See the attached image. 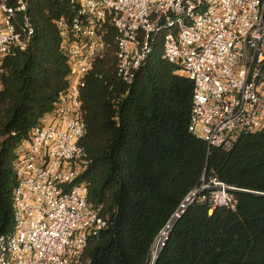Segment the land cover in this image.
Here are the masks:
<instances>
[{"label": "trees", "instance_id": "1", "mask_svg": "<svg viewBox=\"0 0 264 264\" xmlns=\"http://www.w3.org/2000/svg\"><path fill=\"white\" fill-rule=\"evenodd\" d=\"M77 0H32L35 35L4 63L0 89V236L14 223L18 148L51 113L68 85V56L57 20ZM112 35L115 33L110 26ZM162 58L157 44L131 84L108 51L83 90L89 165L81 179L108 227L92 237L81 264H149L153 244L204 176L239 190L235 208L189 205L155 264H264V130L226 151L189 129L194 83ZM259 192V193H256Z\"/></svg>", "mask_w": 264, "mask_h": 264}, {"label": "built area", "instance_id": "2", "mask_svg": "<svg viewBox=\"0 0 264 264\" xmlns=\"http://www.w3.org/2000/svg\"><path fill=\"white\" fill-rule=\"evenodd\" d=\"M31 3L0 0V89L5 60L33 42ZM56 23L68 85L52 121L46 115L18 148L14 223L0 236V264H81L89 240L108 227L103 206L89 204L81 176L90 160L80 144L83 90L108 51L131 84L161 44L162 58L194 83L189 129L209 152L264 130V0H77L75 12ZM237 190L214 172L181 205L235 208Z\"/></svg>", "mask_w": 264, "mask_h": 264}, {"label": "water", "instance_id": "3", "mask_svg": "<svg viewBox=\"0 0 264 264\" xmlns=\"http://www.w3.org/2000/svg\"><path fill=\"white\" fill-rule=\"evenodd\" d=\"M238 190H239V189H238ZM256 193H259V192H256ZM184 211H185V209L182 208V205H181V206L178 208V210L176 211V213H175V214L171 217V219L168 221V223L166 224V226L162 229V231H163L166 227L170 228L169 231H168V234L166 235V237L164 238V240L162 241V243H161V245H160V248H159V251H158L157 255L154 256L153 258H151V260L149 261V264H155V263H156L158 256L160 255V253H161V251H162L164 245L166 244V242H167V240H168V238H169V236H170V232H171L172 228L174 227L175 223L177 222V220L180 218V216L182 215V213H183ZM162 231H161V232H162ZM161 232H160V233H161ZM159 235H160V234H159ZM159 235H158V237H159ZM158 237H157V238H158ZM157 238H156V240H157ZM155 242H156V241H155ZM154 244H155V243H154ZM154 244H153V246H154Z\"/></svg>", "mask_w": 264, "mask_h": 264}, {"label": "bare ground", "instance_id": "4", "mask_svg": "<svg viewBox=\"0 0 264 264\" xmlns=\"http://www.w3.org/2000/svg\"><path fill=\"white\" fill-rule=\"evenodd\" d=\"M170 228L166 227L159 235L156 243H155V246H154V249H153V253H152V258L154 256L157 255L158 251H159V248H160V245L162 243V241L164 240V238L166 237V235L168 234V231H169Z\"/></svg>", "mask_w": 264, "mask_h": 264}, {"label": "rangeland", "instance_id": "5", "mask_svg": "<svg viewBox=\"0 0 264 264\" xmlns=\"http://www.w3.org/2000/svg\"><path fill=\"white\" fill-rule=\"evenodd\" d=\"M44 121L45 122H51L52 121V116L51 115H48V116H46L45 117V119H44ZM213 210H211V212H212ZM152 256V255H151Z\"/></svg>", "mask_w": 264, "mask_h": 264}]
</instances>
